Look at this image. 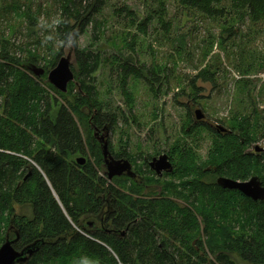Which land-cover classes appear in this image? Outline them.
I'll use <instances>...</instances> for the list:
<instances>
[{"label": "trees", "instance_id": "1", "mask_svg": "<svg viewBox=\"0 0 264 264\" xmlns=\"http://www.w3.org/2000/svg\"><path fill=\"white\" fill-rule=\"evenodd\" d=\"M30 1L0 0V247L15 239L12 246L16 251L39 243V249L19 264H71L82 258L95 264H199L207 257L199 239L197 216H201L207 236L212 239L208 253L214 256L213 264H264V243L260 238L264 233V202H253L216 184L217 177L247 181L256 176L264 185L260 176L264 152L250 150L253 135L247 127L244 134L220 137L225 146L214 150L212 169L198 170L197 175L192 172L193 177L180 185L189 193L186 201L192 197L198 204L193 207L197 215L168 196L136 198L143 196L144 184L127 177L124 178L133 183L132 189L120 191L100 174L104 169L102 154L93 136L94 126L114 127L116 123L114 115L102 114L96 93L89 92L92 88L88 78L100 61L92 51H77L78 38L95 24L93 14L102 9L105 0H47L59 11L50 43L38 40ZM175 1L182 15L186 10L212 18L264 22V0ZM16 16L26 19L28 35L35 36L36 45L20 57L10 49L16 31L12 17ZM233 31V27L223 30L228 37L234 35ZM184 36L173 39L180 44L177 49L181 50ZM55 41L74 53L80 69L78 85L70 83L67 93L45 81L63 52L49 61L37 53L39 46L47 53L52 51ZM132 48L130 52L134 54ZM121 57L117 68L122 94L127 95V82L132 77L147 82L156 95L162 71L139 66L134 55ZM42 61L44 74L37 77L31 68ZM203 72L204 81L212 82L213 75ZM231 142L233 147L229 146ZM87 149L96 161L91 164L86 160L80 166L76 161L85 158ZM172 150L170 156L167 154L171 162L179 148ZM117 158L130 157L124 152ZM208 176L215 182L207 183ZM229 196L240 202L231 209L239 215L244 212L245 233L217 241L212 232L220 210L217 202L227 201ZM16 205L26 208L29 214H16ZM90 222H95L96 228L90 227Z\"/></svg>", "mask_w": 264, "mask_h": 264}, {"label": "rangeland", "instance_id": "2", "mask_svg": "<svg viewBox=\"0 0 264 264\" xmlns=\"http://www.w3.org/2000/svg\"><path fill=\"white\" fill-rule=\"evenodd\" d=\"M30 2L33 4L31 12L37 20L33 29L37 31L39 42H52L58 9L47 0ZM184 12L186 15H182V8L175 0H105L102 9L93 14L95 24L89 25L78 38L77 51H92L100 61L98 69L88 78L92 88L89 92L91 95L96 93L102 114L116 118L108 134L110 153L116 158L126 152L133 171L143 178L141 184L144 181L149 185L158 183L163 188L160 195L153 191L150 197L168 196L195 212L193 207L198 204H194L192 197L186 201L189 193L180 185L193 177L192 172L197 175L198 170L212 169L210 160L214 150L217 146H225L224 140L207 127L202 125L196 129L193 126L191 116L195 110H200L207 122L221 123L234 135L244 134L247 127L253 135L252 143L263 141L264 144V22L255 23L248 18L226 20L195 11ZM12 19L16 31L12 34L10 49L20 57L36 46L35 36L28 35L25 18L16 16ZM231 27L234 35L228 37L223 30ZM179 35H185L181 50L177 49L179 42L173 41ZM54 44L48 53L39 46V57L45 56L49 61L57 53L63 52V56L69 53L65 45L56 41ZM71 54L72 83L78 85L80 69L73 58L74 53ZM128 55H134L139 66L162 71L157 78L160 90L156 95L147 82L132 77L127 82V95L122 94L118 57ZM43 63L31 68L35 76L44 74ZM203 71L213 75L212 82L204 81L206 74L201 75ZM80 129L84 133V127L80 125ZM233 145L232 142L229 144ZM175 146L179 151L173 155L174 171L164 175L163 179L153 177L146 160L160 154L170 156ZM180 150L187 154L180 155ZM85 158L91 164L96 161L88 149ZM100 174L120 191L132 189L133 183L124 177L121 181H117L119 178L109 181L105 169ZM260 176L264 178V171ZM205 181L214 183L215 178L208 176ZM231 197L217 202L219 215L212 225L217 241L245 233L244 212L239 215L231 209L240 204L235 196L232 200ZM15 213L28 215L29 211L16 205ZM197 218L201 226L199 239L207 256L206 261L199 264L216 263L214 256L208 253V243L212 239L207 236L204 218ZM260 238L264 243V233ZM195 246L199 249V245ZM71 264L95 263L82 258Z\"/></svg>", "mask_w": 264, "mask_h": 264}, {"label": "water", "instance_id": "3", "mask_svg": "<svg viewBox=\"0 0 264 264\" xmlns=\"http://www.w3.org/2000/svg\"><path fill=\"white\" fill-rule=\"evenodd\" d=\"M71 53L72 51H70L67 55L60 57L56 66L48 73L47 76V82L61 93H66L68 85L74 82V76L70 68L72 65ZM194 115L199 121L204 118L198 109L195 111ZM222 131L226 132V130ZM100 133L103 134V137L101 138L99 137ZM93 136L100 145L107 179L111 181L114 178L127 177L135 180L136 175L132 170L131 163L126 159H115L110 153L108 143V126H105L101 132L94 129ZM255 149L257 152H264V148H260L259 146ZM76 162L81 166L86 163V159L80 157ZM150 167L158 176L162 175L163 172L171 173L173 171L172 164L169 162L167 155H162L159 158L154 159L151 162ZM216 184L224 190L237 191L253 202H264V185L256 176L247 181H238L226 177H218L216 179ZM55 198L57 199L56 196ZM15 242L16 239L7 240L0 247V264L24 263L27 261L29 256H32L33 253L39 249V243H35L22 251H16L12 246Z\"/></svg>", "mask_w": 264, "mask_h": 264}, {"label": "flooded vegetation", "instance_id": "4", "mask_svg": "<svg viewBox=\"0 0 264 264\" xmlns=\"http://www.w3.org/2000/svg\"><path fill=\"white\" fill-rule=\"evenodd\" d=\"M196 111V110H195ZM191 122L194 124L193 126H195V127H202V125L204 126V127H207L209 130H211L212 131V133L214 134V135H216L217 137L219 136V138L220 137H222V136H224V135H226L227 133L228 134H230L229 133V131H227L226 130V132H223L222 130L224 129V125L223 124H221V123H215V122H207V120H205V119H203V120H197L196 118H195V115H192L191 116ZM105 126H108V134L111 132V130H112V128H113V126L111 127L110 125H104V126H102V127H100V128H98L97 126L95 127H93V131H94V129L95 130H98L99 132H101L103 129H104V127ZM225 130V129H224ZM105 134V133H104ZM99 137L101 138V137H103V134L102 133H100L99 134ZM221 139V138H220ZM98 142V141H97ZM263 142V141H262ZM257 143V144H254V146H250L251 148H250V150L252 149V151L255 149V148H257V146H259L260 148H264V144L263 143ZM108 143L110 144V141H108ZM100 146V145H99ZM109 149H110V147H109ZM256 150V149H255ZM263 152V151H262ZM112 154V153H111ZM162 155H167V154H160L159 156L157 155V157H153V158H151L150 160L149 159H147L146 160V166L148 167V170L150 171V173L153 175V177L155 176L157 179H163V176L164 175H169L170 173H167V172H163L162 173V175H160V176H158L156 173H155V171H153L152 169H151V162L154 160V159H157V158H159L160 156H162ZM113 156V155H112ZM168 156V155H167ZM114 157V156H113ZM115 158V157H114ZM86 159V158H85ZM116 159V158H115ZM117 159H121V158H117ZM168 160H169V162L171 163V164H173L172 162H171V160H170V158L168 157ZM129 161V160H128ZM131 163V162H130ZM132 165V164H131ZM103 167H104V162H103ZM173 167V166H172ZM132 170H133V167H132ZM214 171V170H213ZM134 172V171H133ZM135 173V172H134ZM105 175H106V171H105ZM135 175H136V179L135 180H133V179H130V180H132L133 182H135L136 184H138V183H140V182H142L143 181V178L142 177H140L139 175H137L136 173H135ZM218 178V177H217ZM141 184V183H140ZM144 184V191H143V196H135L136 198H142V199H159L160 197H158V196H156V195H153V196H151L150 197V191H157V194L159 193V195L161 194V191H162V188L158 185V183L157 184H151V185H149V184H147V183H143ZM102 214V213H101ZM101 220H102V218H101ZM90 227H95L96 228V226H95V222H90L89 224H88Z\"/></svg>", "mask_w": 264, "mask_h": 264}]
</instances>
